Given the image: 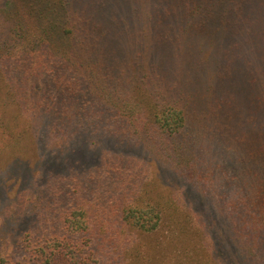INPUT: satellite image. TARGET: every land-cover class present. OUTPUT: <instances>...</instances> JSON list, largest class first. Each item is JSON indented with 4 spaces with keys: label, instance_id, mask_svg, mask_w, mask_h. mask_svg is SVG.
Instances as JSON below:
<instances>
[{
    "label": "trees",
    "instance_id": "1",
    "mask_svg": "<svg viewBox=\"0 0 264 264\" xmlns=\"http://www.w3.org/2000/svg\"><path fill=\"white\" fill-rule=\"evenodd\" d=\"M0 71L52 146L0 168V264H130L109 229L159 231L165 193L209 264H264V0H0Z\"/></svg>",
    "mask_w": 264,
    "mask_h": 264
},
{
    "label": "rangeland",
    "instance_id": "2",
    "mask_svg": "<svg viewBox=\"0 0 264 264\" xmlns=\"http://www.w3.org/2000/svg\"><path fill=\"white\" fill-rule=\"evenodd\" d=\"M258 30V29H257ZM1 74V71H0ZM1 82V79H0ZM41 86L45 88V84L42 83ZM2 90L0 89V92ZM3 92V91H2ZM2 93L0 94V103L5 102L2 99ZM223 112V111H222ZM224 113V112H223ZM2 116V117H1ZM10 117V118H9ZM4 118L9 122L4 124ZM32 120L30 115L22 116L18 119L14 112H10L8 117H3L0 109V168L4 169L9 166L18 158L25 159L23 161L27 162L28 167L30 168L31 173L34 176H38L41 173V161L45 157L47 151L44 148V143L49 147L51 146L49 139H43L39 137L40 130L32 129ZM213 129L220 128L213 125ZM210 138L216 137L219 140H224L226 136V129L224 128V133L222 136L219 134L218 130H209L207 134ZM245 136H249L248 133H245ZM226 141H232L233 139H227ZM52 147V146H51ZM224 153V151H222ZM52 154V153H51ZM209 160L217 158V153H212L210 150V155L208 156ZM53 185L59 187L60 178L56 176L54 172L51 173ZM148 177H151L148 176ZM9 176H6L2 180V183L11 182L8 181ZM137 178H140V172ZM149 181V180H148ZM65 183H63L64 185ZM76 183L71 181L70 188L75 189ZM153 187L154 183H151L147 186ZM26 189V188H25ZM15 192L9 193L10 196H13ZM75 196V193H72ZM160 201H157L159 206L164 203L166 208V219L161 226V229L158 231H153L150 233H142L140 235V227L134 226L138 233H135L134 230H117L114 227L109 229V233L113 237V241L109 246L111 248H120V252L123 250L127 251V257L130 264H140V257H146L152 252V245L155 246V249L160 251L161 261H158V264H209L210 256L201 252V230L199 226H194L191 220H194L192 216L186 217L184 220L186 226H180V218H183V213L179 212L175 208H169L168 193L164 195L157 194ZM0 223L4 218L11 213L13 209H18L21 207L20 200L9 199L10 197H2L0 194ZM97 200L96 204L98 210L102 212L107 209L109 211V205L107 204V198L102 193H97L95 197ZM105 209H102L103 207ZM183 212V213H182ZM189 222L192 224H189ZM196 225V224H195ZM8 250L15 248V241L9 240L6 241ZM203 246V245H202ZM204 253L205 250H204ZM154 253H151L150 256L153 259ZM203 255V256H202ZM101 264H112L113 262L109 260L106 256L101 258ZM151 264H156L152 263Z\"/></svg>",
    "mask_w": 264,
    "mask_h": 264
}]
</instances>
